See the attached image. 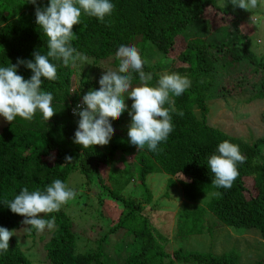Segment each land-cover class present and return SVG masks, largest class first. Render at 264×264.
<instances>
[{
    "label": "trees",
    "instance_id": "16d2710c",
    "mask_svg": "<svg viewBox=\"0 0 264 264\" xmlns=\"http://www.w3.org/2000/svg\"><path fill=\"white\" fill-rule=\"evenodd\" d=\"M114 10L104 21L95 17L81 16V23L73 25L76 38L72 46L95 64L113 60L118 46L133 44L146 61L142 67L145 74H151L150 85L165 75L164 69L187 75L191 86L180 96L172 97L177 112L171 113L173 131L166 141L158 145V151L139 150L136 174L143 191V201L125 198L121 193L109 190L104 170L111 166L116 157L126 159L138 148L129 143L127 130L129 122L124 118H110L120 128L111 138L110 147L94 145L83 149L73 143L79 117L72 114L82 104L80 92L83 89L99 88L96 81L80 79L78 91L73 90L75 66H64L61 61H51L57 66V79L43 80L42 89L53 94V105L57 111L47 121L37 112L31 122L17 117L0 134V226L14 233L25 224L23 216L12 213L6 201L27 187L30 191L43 190L54 179L67 183L69 177L78 172L85 178L86 186L96 185L108 192L116 207L122 209L118 224L99 241V251H79V234L73 216L67 212V205L58 212L45 214L55 217L56 227L37 232L28 226L30 236L48 233L44 244L47 264H239L238 256L229 253L216 256L212 253L177 250L171 254L154 237L152 224L143 213V205L152 201L147 186V177L162 172L171 179L168 188L180 185L189 201H196L214 192L220 195L213 199L207 210L184 212L179 221L182 238L201 234L205 228L208 211L227 227L257 230L264 239V138L255 143H246L219 129L208 125V102L218 89L213 84L218 67L231 64L234 71H248L260 75L256 99L264 101V58L257 59L251 50L249 37L240 33V25L246 15L244 9L220 7L216 0H112ZM39 6H47V0H38ZM230 30V31H229ZM229 31V32H228ZM217 32H228L225 42H208L206 38ZM239 36L230 39L231 34ZM234 33V34H235ZM47 36L35 21V7L28 0H0V66L17 60L30 61L34 53L47 52ZM148 52V53H147ZM170 55L174 58H170ZM158 58L155 65L149 59ZM51 59V58H50ZM173 65V68H170ZM17 74L25 79L32 75L25 65H17ZM132 87L141 81L132 73ZM131 99L129 109L131 107ZM167 107V105H165ZM196 111L201 113L198 117ZM228 140L239 145L246 157L238 164L239 175L228 189L217 188L212 183L213 174L207 169V157L217 145ZM101 147L106 152L101 151ZM70 157V160H66ZM111 177V181H115ZM100 203V205H102ZM43 217L44 214H38ZM122 232L129 244L125 255L123 249L115 254L108 251L109 236ZM108 248V249H107ZM132 248V249H131ZM0 264H34L25 256L21 245L13 235L9 239V250L0 254ZM255 264H264V258Z\"/></svg>",
    "mask_w": 264,
    "mask_h": 264
},
{
    "label": "clouds",
    "instance_id": "9594fccd",
    "mask_svg": "<svg viewBox=\"0 0 264 264\" xmlns=\"http://www.w3.org/2000/svg\"><path fill=\"white\" fill-rule=\"evenodd\" d=\"M28 3L35 7L36 24L48 38L47 52L34 53L30 61L18 59L15 65L0 66V117L8 122L17 117L31 122L37 112L43 121L54 115L57 108L52 104L53 94L41 87L43 80L57 79V66L51 61L59 60L64 66L86 64L87 56L72 46L76 38L73 25L81 23L82 14L103 22L115 7L112 0H47V6H39L38 0H28ZM230 3L247 11L258 6V0H230ZM115 56L119 59L118 68L105 71L98 80L99 88L84 94L82 105L78 104L73 110L79 117L73 143L83 149L106 144L115 130L110 118H118L127 111L131 117L127 130L129 143L138 150L146 148L156 152L158 145L173 131L171 113L183 116V112L175 109L172 97L182 95L191 86V80L187 75L171 72L150 85L147 81L151 80V74L142 71L146 61L133 44H121ZM20 64L31 70L30 78L17 74ZM133 72L138 73L141 81L136 87L131 83ZM126 99L132 101L130 109ZM245 159L239 145L228 140L220 142L207 157V169L213 174L215 187L230 188L239 175L238 164ZM75 195L73 188L54 179L43 190L30 191L23 187L6 203L12 213L24 217L23 224L43 232L56 227L55 217L46 219L45 214L58 212ZM41 213L43 217L38 215ZM13 235V230L0 226V254L9 250V239Z\"/></svg>",
    "mask_w": 264,
    "mask_h": 264
},
{
    "label": "rangeland",
    "instance_id": "374dc122",
    "mask_svg": "<svg viewBox=\"0 0 264 264\" xmlns=\"http://www.w3.org/2000/svg\"><path fill=\"white\" fill-rule=\"evenodd\" d=\"M216 2L222 8H234L230 0H216ZM245 11L246 15L240 25V33L249 37L251 50L255 57L257 59L264 58V0H258L256 8ZM228 32H217L214 37L206 38V41L213 43L221 41L223 43ZM234 33L231 34L229 41L239 36V33ZM170 58H174V56L170 55ZM149 62L151 65H155L158 58L153 57L149 59ZM230 67V63L225 67L219 66L218 72L214 75L212 82L218 90L212 93L208 102L207 122L209 126L232 137L246 143H255L264 138V101L256 99L262 78L260 75L245 70L234 71ZM170 68H173V65ZM116 69L113 60L97 64L92 60H87L86 64H77L73 90L78 91L80 79L83 77L88 81L98 82L105 71ZM168 72V69L162 71L164 74ZM90 89H83L80 92L81 103L82 96ZM129 102L130 99L125 100L128 106ZM122 114L119 117L124 118L125 122H129V116L125 117ZM196 114L198 117L201 116L199 111H196ZM8 124V121L0 117V134ZM114 129L112 136L104 146L110 147L113 144L111 138L116 135L117 131L120 132L119 127L114 126ZM101 151L106 152V149L101 147ZM139 154L140 151L136 149L126 159L118 154L116 161L104 170V178L108 182L109 190H116L125 198L136 199L138 203L143 201V191L136 174V160ZM112 176L116 178L115 181H111ZM170 179L171 177L162 172L150 174L146 183L152 193V201L149 205H143V213L152 224L154 237L163 246L166 253L171 254L177 250L212 253L216 256L235 253L238 256L239 264H255L264 258V239L257 230L227 227L208 211L204 218L205 228L202 233L188 239L182 238L179 233V221L182 214L201 209L207 210L208 204L220 194L214 192L192 202L186 198L180 185L172 189L168 188ZM66 184L76 192L75 197L66 205L67 212L73 216L76 231L80 237L79 251L93 250L94 253H97L99 241L109 234L112 227L118 224V217L122 209L115 206L108 196V192L102 191L103 188L99 187L97 182V186H86L85 178L78 172H74ZM102 202L103 204L100 205ZM63 206L65 208V204ZM14 236L21 245L25 256L34 264L48 263L43 249L46 242L43 237H48L47 232L39 233L33 238L25 225L15 232ZM131 242L134 240L127 239L126 234L122 232L111 234L109 249H107L112 254H115L117 249H123L122 254L125 255L130 251L129 244Z\"/></svg>",
    "mask_w": 264,
    "mask_h": 264
},
{
    "label": "built area",
    "instance_id": "2783aa9c",
    "mask_svg": "<svg viewBox=\"0 0 264 264\" xmlns=\"http://www.w3.org/2000/svg\"><path fill=\"white\" fill-rule=\"evenodd\" d=\"M80 105H82V104H80ZM72 114H73V112H72ZM74 115V114H73ZM74 116H76V115H74Z\"/></svg>",
    "mask_w": 264,
    "mask_h": 264
}]
</instances>
